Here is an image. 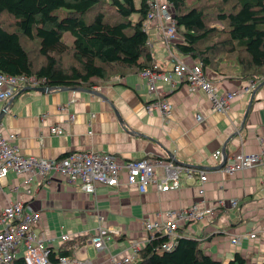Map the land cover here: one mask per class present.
Here are the masks:
<instances>
[{"label":"crops","instance_id":"crops-1","mask_svg":"<svg viewBox=\"0 0 264 264\" xmlns=\"http://www.w3.org/2000/svg\"><path fill=\"white\" fill-rule=\"evenodd\" d=\"M147 33L153 62L165 71L170 70L167 49L160 42L154 24ZM206 74L219 95L241 91L248 82L234 66L223 68L220 74L212 71ZM259 84L249 92L241 91L226 115L212 110L202 90L191 94L184 83H158L157 93L150 95L137 73L115 76L97 85L94 90L105 95V100L79 91L21 90L0 104V111H4L0 126L4 136H16L14 144L22 155L55 160L72 152L95 151L112 154L119 163L149 156L173 158L184 166L205 170L207 181L201 185L196 179L182 177L178 190L158 192L150 186L144 194L132 187L99 186L93 195H88L79 184L69 185L57 175H51L46 184L35 175L9 172L0 185V209L8 202L22 200L26 208L41 213L37 232L46 236L48 248L54 251L71 248V258L111 264L112 259L125 256L130 240L145 234V220L168 222L167 211L192 206L203 211L225 201V207L215 213L211 222L180 224L177 234L196 239L203 253L215 260L228 262L238 254L245 264L261 262L264 259V156L261 165L233 175L217 170L212 157L221 149L228 155L241 150L259 153L257 139L264 140V85L258 87ZM155 97L172 105L169 119L145 112V103ZM196 115L201 117L199 122ZM243 119L239 137L229 139L231 128L241 125ZM53 126L61 127L63 134H51ZM26 189L29 195L25 194ZM233 198L237 205L230 207L228 201ZM98 227L120 233L110 235L105 249L99 252L90 244ZM252 232L255 241L243 239L238 248L231 246V237ZM62 233H69L71 239L60 243Z\"/></svg>","mask_w":264,"mask_h":264},{"label":"trees","instance_id":"trees-1","mask_svg":"<svg viewBox=\"0 0 264 264\" xmlns=\"http://www.w3.org/2000/svg\"><path fill=\"white\" fill-rule=\"evenodd\" d=\"M0 0V74L33 76L43 87L93 89L115 76L151 66L143 22L146 0ZM178 41L173 51L220 74L234 66L247 81H264V0H166ZM65 10L59 17L57 12ZM68 33L72 42L63 41ZM155 235L132 264H245L203 253L196 239L179 236L169 250ZM71 248H48L57 264ZM12 264H24L16 257ZM251 264H264L261 262Z\"/></svg>","mask_w":264,"mask_h":264},{"label":"built area","instance_id":"built-area-1","mask_svg":"<svg viewBox=\"0 0 264 264\" xmlns=\"http://www.w3.org/2000/svg\"><path fill=\"white\" fill-rule=\"evenodd\" d=\"M148 15L143 22V29L148 32L150 25L154 24L159 40L167 49L171 68L168 71L161 69L156 63L144 68L138 73V77L145 82L147 93H157L158 83H184L189 93L193 94L202 90L211 104L214 112L223 115L228 114L231 102L239 96L241 91L249 92L257 87L260 81H248L241 91H231L224 94L218 93L201 66L195 62H187L182 56L171 50L174 41L179 40L176 33L172 8L166 0H146ZM148 47L150 42H147ZM262 82V81H261ZM42 83L33 76H10L0 74V104L6 103L16 93L26 87H38ZM95 89V88H93ZM144 110L151 115L157 113L163 120L170 118L172 105L165 99L155 97L144 105ZM200 115H196V121H200ZM235 127V125L233 126ZM53 135H62L63 130L59 126L50 128ZM16 136L10 134L4 136L0 126V185L9 172L16 175L28 174L40 177L49 183L51 175H57L69 185L79 184L81 190L93 195L99 186L109 188L129 187L134 188L139 194L147 192L150 186L158 192H169L181 187V178L196 179L203 185L207 181V172L195 167L184 166L173 158L146 157L140 160L118 162L116 157L105 152L77 151L55 160H46L35 156L22 155L14 144ZM259 153H245L242 150L233 155H226L225 160L221 150L212 154L215 166H220L219 171L233 175L248 168L261 165L264 156V140L258 138ZM28 184V178L25 180ZM264 183V176H263ZM26 195L30 191L26 189ZM230 207L237 205L236 199L228 201ZM225 207V201H219L216 208L200 211L195 206L184 210L167 211L165 216L168 222H159L149 218L143 225L144 235L132 239L128 243L125 256L120 259H112L111 264H132L137 253L155 235L167 237L162 249L169 250L179 237L177 231L180 224L193 222H211L215 213ZM159 216V215H158ZM41 213L26 208L22 200L8 202L0 209V264H12L20 255L24 264H51L48 259V247L46 236L37 232L41 223ZM118 231L110 228L98 227L90 244L97 252L105 249V241L110 235L118 236ZM71 239L69 233H62L60 243ZM256 239L254 232L239 234L230 239L232 247L238 248L241 240ZM57 264H92L88 259L61 257Z\"/></svg>","mask_w":264,"mask_h":264},{"label":"water","instance_id":"water-1","mask_svg":"<svg viewBox=\"0 0 264 264\" xmlns=\"http://www.w3.org/2000/svg\"><path fill=\"white\" fill-rule=\"evenodd\" d=\"M264 85V81H262L258 87H261ZM51 90H70V91H79V92H86V93H91L93 95H97L98 97L102 98L105 100V95H102L101 93H98L96 92L94 89H83V88H64V87H43V86H38V87H26L24 88L22 91H34V92H39V93H48L50 92ZM247 114V111L244 115V117L246 116ZM3 115H4V111H0V122H1V119L3 118ZM243 122H244V119L241 123V125H237L235 124V127L236 128H231V135L229 136L230 138L229 139H232V138H237L239 137V134H240V131L242 129V125H243ZM221 154L223 156V160H225V157L227 155L226 151L224 149H221ZM221 167L220 166H217L215 167L217 170H219Z\"/></svg>","mask_w":264,"mask_h":264},{"label":"rangeland","instance_id":"rangeland-1","mask_svg":"<svg viewBox=\"0 0 264 264\" xmlns=\"http://www.w3.org/2000/svg\"><path fill=\"white\" fill-rule=\"evenodd\" d=\"M138 2H139V0H136L135 1V3H136L137 6H138ZM57 14H58L59 17H63L65 15V10H59L57 12ZM63 41L65 43H67V44H70L72 42V37L68 33H65L63 35Z\"/></svg>","mask_w":264,"mask_h":264},{"label":"bare ground","instance_id":"bare-ground-1","mask_svg":"<svg viewBox=\"0 0 264 264\" xmlns=\"http://www.w3.org/2000/svg\"><path fill=\"white\" fill-rule=\"evenodd\" d=\"M178 41V40H177ZM227 258V257H226Z\"/></svg>","mask_w":264,"mask_h":264}]
</instances>
